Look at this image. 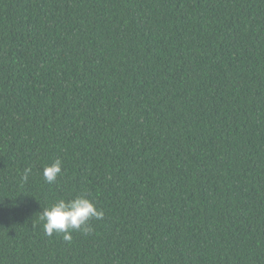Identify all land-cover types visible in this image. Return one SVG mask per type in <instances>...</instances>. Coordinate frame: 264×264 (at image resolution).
<instances>
[{
  "label": "trees",
  "instance_id": "obj_1",
  "mask_svg": "<svg viewBox=\"0 0 264 264\" xmlns=\"http://www.w3.org/2000/svg\"><path fill=\"white\" fill-rule=\"evenodd\" d=\"M0 264H264V0H0Z\"/></svg>",
  "mask_w": 264,
  "mask_h": 264
},
{
  "label": "clouds",
  "instance_id": "obj_2",
  "mask_svg": "<svg viewBox=\"0 0 264 264\" xmlns=\"http://www.w3.org/2000/svg\"><path fill=\"white\" fill-rule=\"evenodd\" d=\"M62 160L56 159L50 165L43 168L42 175L46 183H54L58 175H61ZM31 168H25L20 177L21 184L28 181ZM104 216L102 210L91 202L87 194H81L72 199H59L49 207L38 213L44 233L52 236L53 233L63 235L65 241H71L72 232H82L87 235L93 229L89 224L92 219L101 220Z\"/></svg>",
  "mask_w": 264,
  "mask_h": 264
}]
</instances>
